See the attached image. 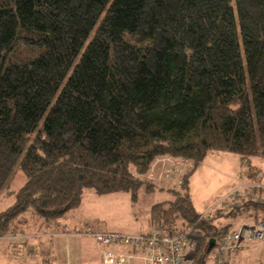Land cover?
I'll use <instances>...</instances> for the list:
<instances>
[{
    "label": "trees",
    "instance_id": "trees-1",
    "mask_svg": "<svg viewBox=\"0 0 264 264\" xmlns=\"http://www.w3.org/2000/svg\"><path fill=\"white\" fill-rule=\"evenodd\" d=\"M215 153L264 159V0H0V193L26 178L0 237ZM172 191L155 227L210 229L208 264L219 236Z\"/></svg>",
    "mask_w": 264,
    "mask_h": 264
},
{
    "label": "rangeland",
    "instance_id": "rangeland-1",
    "mask_svg": "<svg viewBox=\"0 0 264 264\" xmlns=\"http://www.w3.org/2000/svg\"><path fill=\"white\" fill-rule=\"evenodd\" d=\"M167 165L160 164L159 170L157 169V178L148 177L150 172L142 176V181L151 180L158 184L150 190H147L146 183L142 184L135 197H132L130 191L97 195L87 189L83 193L80 206L67 211L60 219L51 222L32 217L27 219L31 222H45V225L41 226L42 231L52 230L54 226L60 228L61 231L76 229L67 235L83 238L81 251L75 254L73 252L71 257V260L78 261V264H100L99 255L105 249L99 245L96 248L93 234L115 232L130 236L145 235L150 232L157 226L156 221L151 218V208L161 202H172L177 197L172 190L178 191L180 196L186 194L192 202L193 211L202 217V221H208L214 228L211 231L217 233L218 236L239 229L244 223L258 224L263 220L264 212L253 209L251 204L264 203V159L261 157L252 158L246 163L240 160L238 154L215 153L206 155L202 162L194 165V168L187 167L184 161L172 159L167 162ZM12 175L6 188L0 193V212L14 203V192L26 181L25 176L18 170ZM185 178L187 180L183 185ZM181 185L183 187L177 188ZM237 208L241 210L238 212ZM231 209L236 210L237 213L227 216ZM175 222L181 227L179 220ZM196 225L185 226L181 229L178 227L179 230L189 234L194 244V248L186 254L191 264L193 253L200 246L204 233L210 231V229L202 230ZM63 232L52 234L47 232L44 235L52 238V236L63 235ZM10 240H15V238L11 237ZM215 246V242L211 248L209 246L210 255H214ZM249 247L260 248L255 242ZM63 249L66 250L65 245ZM249 255H251L252 264L257 257L258 263L262 264L261 257L253 250ZM50 259L45 257V260ZM66 259L68 261L69 257H59L54 264H61V260L64 261L63 264H70L66 263ZM37 261V258H31L29 262L37 264ZM12 264L20 263L13 261ZM208 264H211V260Z\"/></svg>",
    "mask_w": 264,
    "mask_h": 264
},
{
    "label": "built area",
    "instance_id": "built-area-1",
    "mask_svg": "<svg viewBox=\"0 0 264 264\" xmlns=\"http://www.w3.org/2000/svg\"><path fill=\"white\" fill-rule=\"evenodd\" d=\"M185 163V161H184ZM193 168L191 163H185ZM258 224L244 223L239 229L229 231L215 241L213 264H234L243 249L253 242L264 246V218ZM94 243L103 249L100 264H191L187 252L194 248L187 232L176 227L152 228L145 235H124L115 232L93 234ZM248 245V246H247ZM98 250V249H97ZM258 257L253 264L258 263Z\"/></svg>",
    "mask_w": 264,
    "mask_h": 264
},
{
    "label": "crops",
    "instance_id": "crops-1",
    "mask_svg": "<svg viewBox=\"0 0 264 264\" xmlns=\"http://www.w3.org/2000/svg\"><path fill=\"white\" fill-rule=\"evenodd\" d=\"M162 164L168 166L167 163ZM42 225H45V222H30L27 223L24 228L23 226H20L21 230L23 231H21L18 236L8 235L0 237V264H12L13 261H19L20 264H30L29 261L31 258H37V264H54L59 260V257L64 256L69 257V262L66 259V263L78 264V261L71 260V257L73 252L75 254V252L78 253L81 251V242L83 238L75 235H67V233L74 232L76 229L72 231L64 229L63 232L59 230L60 228L54 226L52 227V230L42 231ZM47 232L51 234L63 232V235L52 236V238H50L44 235L47 234ZM11 237H14L15 240H10ZM64 245L66 246L67 251L63 249ZM252 250L261 257V262L263 264L264 246L261 249L253 248ZM250 252L251 250L247 249L241 250V252H239V256L233 261V263L252 264V261L250 260L251 255H249ZM45 257L51 259L45 260ZM213 261L214 260L212 259L211 264H213ZM60 262L61 264L64 263L63 260Z\"/></svg>",
    "mask_w": 264,
    "mask_h": 264
},
{
    "label": "water",
    "instance_id": "water-1",
    "mask_svg": "<svg viewBox=\"0 0 264 264\" xmlns=\"http://www.w3.org/2000/svg\"><path fill=\"white\" fill-rule=\"evenodd\" d=\"M212 245H210V248H211Z\"/></svg>",
    "mask_w": 264,
    "mask_h": 264
}]
</instances>
